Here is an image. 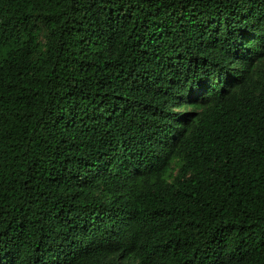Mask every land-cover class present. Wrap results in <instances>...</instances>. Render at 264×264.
Listing matches in <instances>:
<instances>
[{"label":"trees","instance_id":"1","mask_svg":"<svg viewBox=\"0 0 264 264\" xmlns=\"http://www.w3.org/2000/svg\"><path fill=\"white\" fill-rule=\"evenodd\" d=\"M0 264H264V0H0Z\"/></svg>","mask_w":264,"mask_h":264}]
</instances>
